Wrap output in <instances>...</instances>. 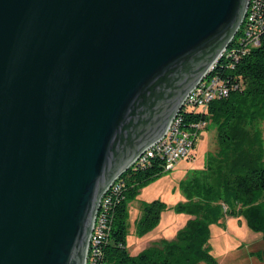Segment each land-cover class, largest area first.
I'll use <instances>...</instances> for the list:
<instances>
[{
    "label": "water",
    "instance_id": "obj_1",
    "mask_svg": "<svg viewBox=\"0 0 264 264\" xmlns=\"http://www.w3.org/2000/svg\"><path fill=\"white\" fill-rule=\"evenodd\" d=\"M249 0H0V264H85L102 197L212 72Z\"/></svg>",
    "mask_w": 264,
    "mask_h": 264
},
{
    "label": "trees",
    "instance_id": "obj_2",
    "mask_svg": "<svg viewBox=\"0 0 264 264\" xmlns=\"http://www.w3.org/2000/svg\"><path fill=\"white\" fill-rule=\"evenodd\" d=\"M241 32L240 26L227 56L210 74V78L222 81L226 97L209 103L204 112L184 107L179 113L186 126L197 122L213 125L217 145L215 155H205L204 169L197 179L184 183L182 193L186 201L173 208L190 219L173 240H162L129 255L125 248L127 200L162 174V162L151 159L145 168L129 169L118 179L123 184L122 200L111 204L107 235L99 245L101 256L97 264H216L207 247L208 226L223 217H242L246 228L261 236L264 255V163L262 141L256 129V121L264 119V29L260 45L234 59ZM163 208L157 200L140 203L135 221L138 236L157 225Z\"/></svg>",
    "mask_w": 264,
    "mask_h": 264
},
{
    "label": "rangeland",
    "instance_id": "obj_3",
    "mask_svg": "<svg viewBox=\"0 0 264 264\" xmlns=\"http://www.w3.org/2000/svg\"><path fill=\"white\" fill-rule=\"evenodd\" d=\"M185 109L200 110L199 107L188 106H186ZM256 129L262 141L264 163V119H258L256 121ZM198 133L193 143L192 150L186 158L176 162L169 170L161 169L162 174L160 176L148 181L138 189L136 195L131 200H127L125 248L129 255H135L149 246L158 245L162 240H173L175 233L184 226L188 219H190V217L184 213L175 212L173 208L177 204H183L186 201L182 193L183 185L193 178L197 179L198 173L204 169L205 155H215L217 151L213 125L210 123L207 124L205 128ZM153 200H157L164 205L159 215L158 223L148 233L138 236L136 233L135 221L140 214L139 205L141 202L150 203ZM208 230L207 247L209 253L218 264H225V260L223 259L225 257L224 254L226 253L228 257L232 255V250L228 249L230 247L231 236L234 235L239 237V239H244L243 235L237 231L236 225H231L227 221L223 222L222 218L215 223H211L208 226ZM256 236H258L259 239L255 242L246 240V243L243 244L245 249L249 251L250 249L259 251L263 247L261 236ZM231 242L234 243L232 240ZM260 243L261 246L259 245ZM258 256L259 257L254 259V261H248V264H250V262L264 264V258H262L264 255H262V252H260Z\"/></svg>",
    "mask_w": 264,
    "mask_h": 264
},
{
    "label": "built area",
    "instance_id": "obj_4",
    "mask_svg": "<svg viewBox=\"0 0 264 264\" xmlns=\"http://www.w3.org/2000/svg\"><path fill=\"white\" fill-rule=\"evenodd\" d=\"M247 10H250L249 20L243 21V24H247V32H241L239 45L234 48V59L247 53L249 49L260 45V38L264 29V0H249ZM226 95L227 89L222 81L215 77L213 80H202L197 88L189 94V101L199 102L200 110L198 111L204 112L210 102L224 98ZM182 110L184 111V105ZM205 126V122L186 126L179 114L174 126H168L164 136L144 152V158H137L136 167H131V169L145 168L151 159H158L162 162V170H169L176 162L188 156L199 134L198 132ZM152 151H160V158H152ZM122 190V182H117L114 188L109 189L102 212L94 224V233L90 244V247H93L92 264H97V260L101 256L99 245L107 235V215L110 212L112 202L118 199L122 200Z\"/></svg>",
    "mask_w": 264,
    "mask_h": 264
},
{
    "label": "crops",
    "instance_id": "obj_5",
    "mask_svg": "<svg viewBox=\"0 0 264 264\" xmlns=\"http://www.w3.org/2000/svg\"><path fill=\"white\" fill-rule=\"evenodd\" d=\"M222 219H223V222L227 221L231 225H236L237 231L240 234H242L243 238H244V239H241V238L239 239V237H237V236H234V235L231 236L232 237L231 240L234 243H232L230 240V245H229L230 247L228 249L232 250V255L230 257H228V255H226V253L224 254L225 257L223 259L225 260V264H248L249 263L248 261H254V259H257L259 257L258 254L260 252H262L263 247L259 251L253 250V249L252 250L250 249V251H249L248 249H245V246L243 244L246 243V240H249V242L257 241V239H259V237L256 235H259V234L249 231L246 228L244 220L242 217H238V218L225 217ZM236 235H238V234H236ZM261 243L259 244L260 246H261ZM262 258H264V257H262ZM216 264H218L217 261H216ZM250 264H255V263L250 262Z\"/></svg>",
    "mask_w": 264,
    "mask_h": 264
},
{
    "label": "bare ground",
    "instance_id": "obj_6",
    "mask_svg": "<svg viewBox=\"0 0 264 264\" xmlns=\"http://www.w3.org/2000/svg\"><path fill=\"white\" fill-rule=\"evenodd\" d=\"M249 17H250V10H247V9H246V14H245V17H244V20H243V21H248V20H249ZM243 25H244V26H243ZM241 27H243V32H247V24H243V22H242ZM228 49H229V48H228ZM228 49H226L225 52L223 53L221 60L227 56L228 53H226V52H227ZM219 61H220V60H219ZM217 64H218V63H217ZM215 66H216V65H215ZM215 66H213V68H214ZM213 68H212L211 71H213ZM211 73H212V72H210V74H211ZM210 74H209L207 77H205L203 80H213V79H215L214 77H213V78H210V77H211ZM197 105L200 106V103H199V102H196V101H189V95L186 97V99H185V101H184V107H186V106H197ZM199 108H200V107H199ZM181 110H182V109H181ZM181 110H180V111H181ZM179 113H180V112H179ZM179 113H178V114H179ZM178 114H177V116H178ZM177 116H176L173 120H171V122L169 123L168 126H174V124H175L176 121H177ZM138 158H144V153H143L140 157H138ZM152 158H160V151H152ZM132 167H136V161H135V163L132 165ZM130 169H131V168H130ZM118 179H119V178H118ZM118 179H117V181H115V182L112 184V186H111L110 188H114V187L116 186L117 182H119ZM108 191H109V190H108ZM108 191H107V192L105 193V195L102 197L101 202H100L99 207H98V210H97V213H96V216H95V219H94V223H93V226H92L91 237H90V243H89V246H88V254H87V258H86L85 264H92V259H91V258L93 257V247H90V244L92 243V234L94 233V224L96 223V220H98L99 211L101 210V212H102V207H103V205H104V200L107 199Z\"/></svg>",
    "mask_w": 264,
    "mask_h": 264
}]
</instances>
